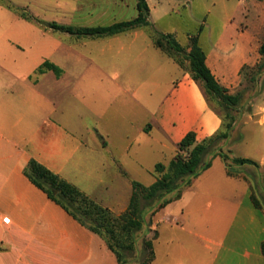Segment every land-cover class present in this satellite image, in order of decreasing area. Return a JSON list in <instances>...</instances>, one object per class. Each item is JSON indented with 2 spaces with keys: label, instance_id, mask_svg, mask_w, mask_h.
I'll use <instances>...</instances> for the list:
<instances>
[{
  "label": "crops",
  "instance_id": "0c3cea01",
  "mask_svg": "<svg viewBox=\"0 0 264 264\" xmlns=\"http://www.w3.org/2000/svg\"><path fill=\"white\" fill-rule=\"evenodd\" d=\"M45 1L61 8L69 16L64 26L75 29L138 16L137 0L109 6L98 0ZM172 1L146 0L154 29L173 35L187 51L197 36L208 68L231 95L264 44V0H238L230 7L219 0L223 6L210 34L207 25L184 30L173 22L181 4L171 7ZM237 9L241 17L233 13ZM217 29L221 33L213 36ZM45 62L59 67L60 76L38 74ZM221 128L201 86L155 46L147 27L101 38L65 33L64 40L51 42L48 56L22 70L0 67V264L104 261L103 240L25 175L31 160L120 215L129 206L132 182L153 184L155 166L163 158L168 165L189 132L201 142ZM208 172L213 170L165 207L178 205L174 222L181 224L162 238L165 264H264V209L256 208L244 180L221 170L220 182L207 184L202 179Z\"/></svg>",
  "mask_w": 264,
  "mask_h": 264
},
{
  "label": "rangeland",
  "instance_id": "374dc122",
  "mask_svg": "<svg viewBox=\"0 0 264 264\" xmlns=\"http://www.w3.org/2000/svg\"><path fill=\"white\" fill-rule=\"evenodd\" d=\"M30 1L33 3L36 1L37 6L23 7L17 4V0H0L1 70H22V67L31 64L34 59L48 56L51 42L64 40L66 32L55 31L49 25L56 23L64 26L69 16L62 14L61 8H51L45 0ZM98 1H100L99 6H109L114 0ZM175 3L181 4V7L177 15H172L173 22L184 30L207 25L209 34L212 32V18L220 14L223 6L219 0L215 4L206 0H173L170 6L175 7ZM237 3L238 0H225L228 7ZM23 13L32 17V20L23 18L21 16ZM233 13L241 17V9ZM220 33L221 30L217 29L213 36ZM249 34H253L252 29L249 30ZM210 38L213 39L212 35ZM261 62L259 55L255 62L245 66L242 70L239 84L231 94L240 96V101L236 106L228 108L217 99L208 96L209 106L222 119L223 125L220 133L226 130V125L231 124L232 127L227 139L215 140L212 143L206 161H212V166L208 170H213V172H208L202 179V182L207 184L212 181L220 182L217 173L226 170L229 177L244 180L249 185L251 199L260 212L261 208L264 209V72L258 71ZM221 155L227 156L228 160L225 161ZM235 158L251 159L256 164H238L234 161ZM163 159L162 163L166 161V158ZM203 173L205 171L199 177ZM187 188L184 184L181 185V195ZM221 193L224 199L229 196V191L225 189ZM176 194L177 192L166 195L153 203L143 202L145 208L142 228L131 235L112 240L115 249L121 253L122 264L146 262L151 257V251L154 252L156 260L149 264H165L162 238L171 232L179 231L178 226L181 224L174 222V217L178 213V205L173 203L170 207L163 208L162 203L168 199H176ZM186 226L188 227V224ZM101 239L107 247L106 241ZM150 243L152 249L147 247ZM105 252L104 261L101 264H119L116 255L108 247L105 248Z\"/></svg>",
  "mask_w": 264,
  "mask_h": 264
},
{
  "label": "trees",
  "instance_id": "16d2710c",
  "mask_svg": "<svg viewBox=\"0 0 264 264\" xmlns=\"http://www.w3.org/2000/svg\"><path fill=\"white\" fill-rule=\"evenodd\" d=\"M137 9L138 16L135 19L107 27L75 29L56 23L50 24L49 27L55 31L91 38L111 37L129 30L147 27L155 46L191 73L192 78L201 86L206 99L211 96L228 108L239 103L240 96L227 94L208 68L205 53L198 44L197 36L191 37L190 50L187 51L173 35H165L154 29L149 20V7L146 0H137ZM21 16L26 20H32V17L24 13ZM259 53L262 62L259 64L258 71L264 72V44ZM46 71H53L57 76L61 74V69L50 62L43 63L38 68L37 73L42 74ZM231 127V124H228L223 133H220V130L214 136L201 142L197 141L195 132H189L178 144L177 154L168 165L158 163L155 166L156 181L153 184L145 186L137 181L132 182L133 190L129 206L120 215H116L108 208L103 207L75 185L48 170L36 160H31L24 172L35 186L47 194L49 199L60 205L92 233L103 238L109 250L116 255L118 263L122 264L121 253L115 249L112 240H118V237L124 235H131L142 228L143 210L145 208L143 202L153 203L166 195L177 192L176 199H168L162 203L164 208L172 201L179 199L182 184L186 187L191 186L194 179L211 168L212 161H206L210 147L215 140L227 139ZM222 158L225 161L228 160L225 155ZM234 161L242 165L256 164L247 158H235ZM147 247L152 249V244H148ZM153 260L154 252L151 251L150 259L141 264H149Z\"/></svg>",
  "mask_w": 264,
  "mask_h": 264
}]
</instances>
